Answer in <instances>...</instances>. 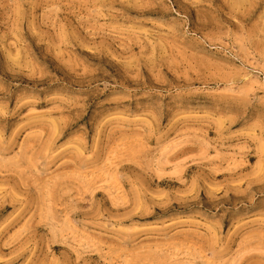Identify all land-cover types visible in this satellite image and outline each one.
<instances>
[{"label": "rangeland", "instance_id": "374dc122", "mask_svg": "<svg viewBox=\"0 0 264 264\" xmlns=\"http://www.w3.org/2000/svg\"><path fill=\"white\" fill-rule=\"evenodd\" d=\"M0 264H264V0H0Z\"/></svg>", "mask_w": 264, "mask_h": 264}]
</instances>
